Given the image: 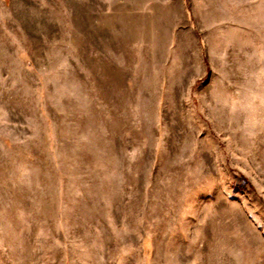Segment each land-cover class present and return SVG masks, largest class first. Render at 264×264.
<instances>
[{
	"label": "rangeland",
	"instance_id": "1",
	"mask_svg": "<svg viewBox=\"0 0 264 264\" xmlns=\"http://www.w3.org/2000/svg\"><path fill=\"white\" fill-rule=\"evenodd\" d=\"M0 264H264V0H0Z\"/></svg>",
	"mask_w": 264,
	"mask_h": 264
}]
</instances>
